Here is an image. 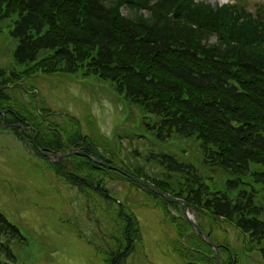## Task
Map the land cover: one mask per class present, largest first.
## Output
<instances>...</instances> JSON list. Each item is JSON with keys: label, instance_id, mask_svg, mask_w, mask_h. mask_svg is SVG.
Returning <instances> with one entry per match:
<instances>
[{"label": "trees", "instance_id": "16d2710c", "mask_svg": "<svg viewBox=\"0 0 264 264\" xmlns=\"http://www.w3.org/2000/svg\"><path fill=\"white\" fill-rule=\"evenodd\" d=\"M124 9L129 10L127 16ZM10 17H16L11 32L18 43L14 60L24 69L8 72L0 67V111L7 110L6 116L0 115L3 129L11 128L36 152L38 147L55 153L82 149L165 194L184 199L211 238L212 224L223 221L249 235V243L264 242V206L256 203L255 191L243 187L248 174L264 187L262 12L251 13L239 0L222 6L195 0H0V20ZM211 37L216 42L210 43ZM45 75L95 77L110 83L128 106L141 110L143 121H151L147 131L142 126L141 134L163 142L176 137L191 141L193 155L203 157V166L231 178L228 191L212 192L207 183L212 180L205 172L166 153H151L147 160L142 152H131L138 161L141 158L149 164L154 160L157 164L144 169L163 168V179L139 166L123 170L82 135L78 119H73L70 134L57 126L47 131L43 121L47 114L34 109L22 114L6 105L10 88L23 89L28 80ZM146 139H141L144 145ZM74 158L87 161L94 172L109 171L87 158ZM75 171L76 167L70 173L73 182L93 188L104 178H79ZM98 191L109 197L101 185ZM126 219L127 248L112 264L125 263L135 251L132 232L138 221ZM184 222L187 228L180 226L178 231L182 237L186 232L193 234L189 243L199 254L194 263L186 259L189 264H216L214 250ZM136 230L140 231L138 226ZM2 236L25 240L20 229L0 213V255L15 260L10 243L1 241ZM221 251L227 254L222 264H238L228 246ZM188 254L186 249L184 259ZM0 264L9 262L0 259Z\"/></svg>", "mask_w": 264, "mask_h": 264}, {"label": "rangeland", "instance_id": "374dc122", "mask_svg": "<svg viewBox=\"0 0 264 264\" xmlns=\"http://www.w3.org/2000/svg\"><path fill=\"white\" fill-rule=\"evenodd\" d=\"M196 1L212 6L237 2ZM240 2L253 14H264V0ZM123 12L128 15L129 10ZM15 19L0 20V67L8 72L24 69L14 60L18 43L11 32ZM209 42H216V37H211ZM8 94L11 98L6 105L13 106L18 112L28 114L34 109L36 113L47 114L43 118L47 131L57 126L60 131L70 134L74 132L73 119H78L82 135L90 137L96 149L123 170L138 166L144 169L145 165L149 168L157 164L154 160L149 164L141 158L136 160L132 151L142 152L147 155V160L151 153H166L180 162L194 165L199 173L205 172L207 179L212 180L207 182L212 192L228 191L227 181L231 178L203 166V157L193 155L191 141L176 137L163 142L153 135L141 134L142 126L147 131L151 121H143L141 110L128 106L108 82L95 77L45 75L28 80L23 89L10 88ZM142 138L149 139H146L147 144L142 143ZM72 161L76 167L74 174L78 173L79 178L93 175L97 180L104 177L105 181L100 184L109 197L98 191L100 185L79 187L68 182L65 179V173L70 171L66 167L67 160L51 163L36 153L29 142L17 137L13 130H4L0 124V213L17 226L25 238L10 242L15 260L6 259L4 254L0 255L1 260L9 264H112L113 258L127 248L126 218L135 217L138 221L132 232L135 252L123 264L195 262L199 254L189 243L193 234L186 232L182 237L178 231L180 226L187 228L182 207L162 201L117 172H94L84 159L73 157ZM144 170L164 178L163 168L157 167L152 172ZM174 179L180 180V176ZM243 180L246 184L243 187L255 191L256 203L264 206V187L250 174ZM229 195H235V192ZM192 213L197 219V214ZM261 219L264 221V211ZM212 226L214 233L210 240L219 246H228L238 264H264V242L261 245L249 243V235L239 233L223 221ZM2 241L8 242L7 237ZM186 249L190 254L184 259ZM219 252L222 264L221 260H226L227 254L221 247Z\"/></svg>", "mask_w": 264, "mask_h": 264}, {"label": "water", "instance_id": "95a60500", "mask_svg": "<svg viewBox=\"0 0 264 264\" xmlns=\"http://www.w3.org/2000/svg\"><path fill=\"white\" fill-rule=\"evenodd\" d=\"M1 114L5 115L6 111H1ZM40 151H42L40 149ZM44 156L49 157L50 159H53L55 157L58 158H66V157H70L73 155H80L83 156L85 158H88L91 162L96 163L98 165H101L103 167H108V168H112L110 165H108L107 163H105L104 161L98 160L92 156H90L89 154L85 153L84 151L81 150H74L70 153H66V154H58V155H54L52 153L49 152H42ZM127 175V174H126ZM127 177L131 180H133L135 183L142 185L144 187H146L147 189L151 190L152 192H154L156 195L160 196L161 198H163L166 202L168 203H172V204H181L185 207V215H186V219L189 222V224L191 225V227L193 228V230H196L198 232V234L202 237L203 241H205L206 243H208L211 248H213L216 251V256H217V264H220V252H219V246L215 245L210 238L205 234V232L200 228V226L197 224V222L191 217L190 215V210L191 207L182 199L179 198H172L166 194H164L162 191L156 189L153 185H151L150 183L136 178L134 176L131 175H127Z\"/></svg>", "mask_w": 264, "mask_h": 264}, {"label": "flooded vegetation", "instance_id": "af4514ba", "mask_svg": "<svg viewBox=\"0 0 264 264\" xmlns=\"http://www.w3.org/2000/svg\"><path fill=\"white\" fill-rule=\"evenodd\" d=\"M66 167L69 169L70 168V163H68V160H67V163H66ZM72 167V166H71Z\"/></svg>", "mask_w": 264, "mask_h": 264}]
</instances>
